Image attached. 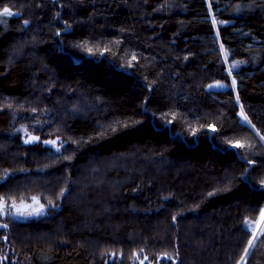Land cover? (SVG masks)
<instances>
[{"label": "trees", "instance_id": "16d2710c", "mask_svg": "<svg viewBox=\"0 0 264 264\" xmlns=\"http://www.w3.org/2000/svg\"><path fill=\"white\" fill-rule=\"evenodd\" d=\"M5 6L20 15L0 17V196L59 207L0 216L2 264H239L264 206V0ZM233 60L236 88L209 89ZM254 245L247 264H264Z\"/></svg>", "mask_w": 264, "mask_h": 264}, {"label": "snow or ice", "instance_id": "6c2138e0", "mask_svg": "<svg viewBox=\"0 0 264 264\" xmlns=\"http://www.w3.org/2000/svg\"><path fill=\"white\" fill-rule=\"evenodd\" d=\"M209 6H211V5H209ZM18 15H20V13L19 12H13L12 8H10V7L5 6L2 9H0V17L8 18V17L18 16ZM2 22L3 21L0 20V23H2ZM210 23H212V24H216L217 23L215 17H213L210 20ZM220 23H226V22L225 21H221ZM24 24L28 25L29 21L28 20H24ZM57 35H59V32L57 33ZM221 49L224 50L223 49V45H221ZM87 51L91 54V53H93V48L89 47V48H87ZM104 51H108V49L105 48ZM101 55H103V52H101ZM228 58H229V53H228L227 50H224V58L223 59H224L225 63H227ZM185 59H187V58L185 57ZM136 60H137L136 54L132 53L131 60L129 61L128 66L131 67L132 66V62L136 61ZM240 63H243V61H234L233 60L232 63L227 68L228 74L231 75L233 69L235 67H237ZM236 84H237V81L233 77L232 80H231V84L230 85H224V84H221V82L216 81L214 85L213 84H209L208 88L211 89L213 87H229V86L235 87ZM236 99L239 100V96L238 95H237ZM240 107H241V112L239 113V116L242 118V122H246L248 125L251 126L252 129H255V125L251 124V121L249 120L247 114L243 111V105H240ZM33 111H35V109H33ZM171 122H172L171 120L168 121V123H171ZM116 123H117L118 126L110 127V130H109L110 134L121 132V131H124L126 128L132 127V125H130V124H122L120 122H116ZM134 123L138 124V123H140V121H135ZM201 127H204V126H201ZM207 127L213 132L217 131V129L214 126H212V125H208ZM197 131H199V129H193V134L195 135ZM256 134L259 135V130H256ZM259 139L261 140V142H264V135H260ZM24 142L25 143H29V144L37 143V144L50 145V146L55 148L56 152H60L61 148L63 147V143H64L62 141L60 146L57 147L56 146L57 145V141L56 140H44V141H41L40 137L31 136V135H29ZM228 143L231 144V146L233 148H236V149H244V148L251 149L252 148V145L250 143H240L238 141L235 142V143H233L232 141H229ZM242 158L246 159V162H247L249 167H251V166H253V165H255L257 163V161L254 160V159L248 160L246 157H242ZM65 159L71 160L72 157L68 156V157H65ZM242 175H246V173H242ZM261 184L264 185V180L261 181ZM227 190L228 189L225 188V189H218L216 191H227ZM66 191H67V189L61 190L60 193H59V197L62 198ZM216 191L209 192L207 195L208 196L215 195ZM32 201H33V204H23V202H21L20 205H17L15 202H12L11 204H9L7 198H5L3 196H0V216H5V217L11 216V217H14V218L15 217L29 218V217H34V216H43V215L47 214V206L48 205H51L53 208L59 207L58 204H55V202L51 201V200L47 201V204L40 203L38 198L35 197V196L32 197ZM259 216H260V218L262 220H264V209H260L259 210ZM172 219L175 221L176 220V216H173ZM251 223H252L251 221L245 220V222H244L245 228L250 227ZM0 228L7 229L8 228V224L7 223H0ZM260 235L264 236V232H261ZM258 238L259 237L257 236L256 231L253 230L252 233H251V239H249L247 241V247L244 248V254L240 257V260H241V262H243V264H247L246 257L249 255V249L255 247L253 241L257 240ZM3 239L7 240V237L4 236ZM166 258L168 260H170V261L174 259L172 256L167 255V254H166ZM3 259L6 260L7 257L5 256ZM145 259H147V257H145ZM0 264H2V261H0ZM140 264H143V261H140Z\"/></svg>", "mask_w": 264, "mask_h": 264}, {"label": "rangeland", "instance_id": "374dc122", "mask_svg": "<svg viewBox=\"0 0 264 264\" xmlns=\"http://www.w3.org/2000/svg\"><path fill=\"white\" fill-rule=\"evenodd\" d=\"M214 17V16H213ZM217 34H218V36H219V32L217 31ZM223 45V49L225 50V45L224 44H222ZM224 50H223V52H224ZM227 63H228V61H227ZM234 76H233V74L231 73V80H232V78H233ZM235 78V77H234ZM236 79V78H235ZM237 81V80H236ZM215 84V83H214ZM221 84H224V83H221ZM225 85V84H224ZM235 88H236V86H235ZM243 111H244V108H243ZM240 112H241V109H240ZM245 112V111H244ZM246 113V112H245ZM22 128H23V130H24V127L22 126ZM26 129V128H25ZM40 202V201H39ZM23 203H25V204H33V201H31V202H27V201H24ZM41 203V202H40ZM17 205H20L21 204V202H18V203H16ZM262 209H264V206H263V208ZM47 212H48V208H47ZM36 217H38V216H36ZM248 221H251L252 223H251V226H250V229L253 231V230H255L256 231V233H257V236L259 237L260 236V233L264 230V220H262L261 218H260V216H258L256 219H247ZM256 241V240H255ZM255 241H253V243L255 242ZM250 250V249H249ZM239 264H243V262H239Z\"/></svg>", "mask_w": 264, "mask_h": 264}, {"label": "flooded vegetation", "instance_id": "af4514ba", "mask_svg": "<svg viewBox=\"0 0 264 264\" xmlns=\"http://www.w3.org/2000/svg\"><path fill=\"white\" fill-rule=\"evenodd\" d=\"M24 204V203H23Z\"/></svg>", "mask_w": 264, "mask_h": 264}]
</instances>
